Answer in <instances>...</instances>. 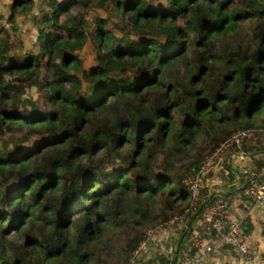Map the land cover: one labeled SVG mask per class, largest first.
<instances>
[{"label":"trees","instance_id":"trees-1","mask_svg":"<svg viewBox=\"0 0 264 264\" xmlns=\"http://www.w3.org/2000/svg\"><path fill=\"white\" fill-rule=\"evenodd\" d=\"M18 16L38 53L11 52ZM0 22V134L32 141L0 145V264H123L148 227L192 208L183 180L221 142L264 134V0H11ZM209 196L172 256L136 262L196 255L192 223L226 209Z\"/></svg>","mask_w":264,"mask_h":264},{"label":"crops","instance_id":"crops-1","mask_svg":"<svg viewBox=\"0 0 264 264\" xmlns=\"http://www.w3.org/2000/svg\"><path fill=\"white\" fill-rule=\"evenodd\" d=\"M261 136V137H260ZM253 137V136H252ZM260 137V138H259ZM264 134L255 135L228 155L220 158L206 178L205 186L208 194L214 195L212 201L225 203V213L232 220L245 219L247 228L245 239L254 252L256 263L264 264V208H253L252 203L239 191L249 181L264 180ZM261 152V153H259ZM209 170V171H210ZM209 196V197H210ZM191 235L194 232L203 233L201 220L192 223ZM227 226L223 227V232ZM219 234L208 237L211 242L217 241ZM200 264H245L227 244H222L213 254L204 257Z\"/></svg>","mask_w":264,"mask_h":264},{"label":"built area","instance_id":"built-area-1","mask_svg":"<svg viewBox=\"0 0 264 264\" xmlns=\"http://www.w3.org/2000/svg\"><path fill=\"white\" fill-rule=\"evenodd\" d=\"M253 132L250 130H237L226 141L225 146L238 148L247 140L251 139ZM223 153L220 150L213 155L206 158L200 165L196 176L189 179L188 186L190 187L191 197L194 203L197 202L200 192L199 178L205 175L213 162L217 160L218 156ZM187 183V182H185ZM245 197L252 203L253 208H264V180L262 182L250 181L244 189ZM178 217L171 219L170 224L177 220ZM201 221L204 226L203 233L194 232L189 239L187 246L198 249L196 255H190L187 251L183 250L181 256L176 259L174 264H200L204 257L209 256L217 251L222 244H230L234 251L241 258L245 264H261L255 263L252 257V252L248 241L243 237V229L245 226V219L232 220L225 213L223 204H206L201 212ZM227 226L226 231H222L223 227ZM162 227V226H161ZM158 227L155 230H149L145 234V238L140 242L133 252V256L128 264H135L137 258L147 251L148 244L153 240L155 234L163 228ZM212 231L219 234V238L215 242L207 240L211 236Z\"/></svg>","mask_w":264,"mask_h":264},{"label":"rangeland","instance_id":"rangeland-1","mask_svg":"<svg viewBox=\"0 0 264 264\" xmlns=\"http://www.w3.org/2000/svg\"><path fill=\"white\" fill-rule=\"evenodd\" d=\"M152 1H153L154 4L157 5V4L164 3V1H166V0H152ZM10 3H11V0H0V15L2 16L3 21L7 18L8 14H9V5H10ZM34 11L36 12V9ZM98 16L102 17V18H105V16H106L105 9L100 10V12H98ZM95 17H96V14L94 15V13H91L89 18H88L91 29H92V25H93V22L95 20L94 19ZM112 21L115 22L116 19L113 18ZM1 24H3V26H5L6 23H1L0 22V25ZM6 27L8 28V31H10L9 34L12 36V38H11V44H12L11 52L12 53H17V52H19L21 50H23V51H31V52H34V53H38L39 52V46L38 45H36V46L33 45V43L35 41V37H36V29H35L34 25L32 24V21H31L30 17L18 16L17 19H16V23H14V25L11 26V25L8 24ZM82 57H83L84 62H85L84 67H86V68H89L91 65H93L95 63L94 62L95 53H94L93 45H92L91 42L83 50ZM27 94L29 96H33L34 99H36V98L38 99L39 98L41 100V94L35 88H32L31 90H28ZM239 130H242V129H239ZM245 130H250L252 132L251 129H245ZM236 131H234V132H236ZM7 140H11L12 141V144L10 146H15V144H16L17 147H21V146L22 147H26L28 145H31L30 143L32 142V141L30 143L19 142V135L16 134V133L13 134L12 132H7L5 134H0V145H2L3 142H5ZM226 141L221 142L214 149V151L212 153H210L208 156H206L203 159V160H205L206 158H208L209 156L213 155L215 152H217L218 150L221 149V151L223 153H221L217 157L218 159L213 162V165L211 166L212 168L216 165L217 161H219L220 158L224 157L225 155L230 154L231 152L234 151L235 148H238L237 146H233V147H230V148H229V146L228 147L225 146ZM183 163H186V162L184 161ZM179 165H180V163H176L175 167L179 166ZM211 170L208 171L205 175L200 176V178H199L200 191H201V189H203V190H205V189L207 190L208 189V187L205 186V183H206V178L211 173ZM196 174H197V172L195 174H190V175L187 174L185 176L184 180H183V183L186 186H188L189 179H193L196 176ZM185 182H187V183H185ZM199 195H200V192H199ZM196 207H197V205L195 203H193L191 209L190 208L189 209H185L184 213L180 217H178L176 221H174L171 224H170L171 220H169V221H166L164 223L158 224L156 226L148 227L145 230V234H146V232L149 231V230H155L156 228L161 227V226H162L161 228H163L162 230H159V232L155 234V237L153 238V240L150 241V243L148 244L147 251L149 250L148 254L150 255V258L148 260H151L152 258H156V257H158L160 255H168L169 256L170 253H171V256H172V254H173L172 251H173V247L174 246L171 244V239H173V238L177 239V238L180 237V234H181L182 230L184 228H186L185 225L188 223L189 214H190L189 212L195 211ZM191 236H192L191 234L188 235L185 240L188 241L191 238ZM134 250H133V252H134ZM133 252L131 253L129 258L126 259V261L123 264H128L129 263L130 259L133 256ZM146 260H147V258H146ZM135 264H139V262H136Z\"/></svg>","mask_w":264,"mask_h":264}]
</instances>
